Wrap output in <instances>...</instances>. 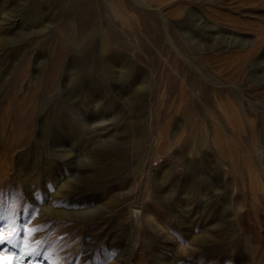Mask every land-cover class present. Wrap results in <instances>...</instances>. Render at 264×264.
Returning a JSON list of instances; mask_svg holds the SVG:
<instances>
[{"label":"rangeland","instance_id":"obj_1","mask_svg":"<svg viewBox=\"0 0 264 264\" xmlns=\"http://www.w3.org/2000/svg\"><path fill=\"white\" fill-rule=\"evenodd\" d=\"M88 1L0 0V264H264V0Z\"/></svg>","mask_w":264,"mask_h":264},{"label":"bare ground","instance_id":"obj_2","mask_svg":"<svg viewBox=\"0 0 264 264\" xmlns=\"http://www.w3.org/2000/svg\"><path fill=\"white\" fill-rule=\"evenodd\" d=\"M83 1H85V0H83ZM88 1V0H87ZM92 1V0H91ZM94 1V0H93ZM135 1V4L136 3H138V4H140L141 6H144V7H148V8H150L149 7V3L147 4L145 1H143V0H134ZM88 2H90V1H88ZM134 3V2H133ZM89 5H91L90 3H88ZM78 5H80V4H78ZM85 7L87 6V2H85ZM92 5H94V4H92ZM82 6V5H81ZM80 7V6H79ZM91 7V6H90ZM77 8L78 7H76L75 8V10L77 11ZM79 10H80V8H78ZM84 9V8H83ZM95 10H97V9H95ZM83 12V15L84 16H86V15H89V12L88 11H82ZM96 12V11H95ZM78 13H80V15H81V12H78ZM92 14H93V12H91ZM97 13V12H96ZM95 13V14H96ZM76 14H77V12H76ZM94 15V14H93ZM97 15V14H96ZM83 16V20H85V19H88V18H85ZM90 16V15H89ZM81 17H82V15H81ZM81 17H79V18H81ZM88 17V16H87ZM82 19V18H81ZM80 19V21H77V23L78 22H80V23H78L79 24V29H78V34L73 38L74 40H72V45H75V44H77L78 42H83L84 44H90V43H92V37H91V35H89V32H88V30L90 31L91 30V28H89L88 29V24L86 25L85 23L87 22H84V21H82ZM77 20V19H76ZM207 24V23H206ZM65 25V24H64ZM60 26H63V23L61 24L60 23ZM63 27H65V26H63ZM88 29V30H87ZM87 30V31H86ZM109 33H110V29H109ZM111 36V35H110ZM67 37V36H66ZM67 39V38H66ZM65 39V40H66ZM71 39V38H70ZM112 40V39H111ZM67 42H68V39H67ZM69 43V42H68ZM229 44V43H228ZM249 48L247 49V50H245V51H242L241 53H238L239 54V56L241 57V60H240V62L241 63H245V62H247L249 59H250V57L253 55V53L255 52V50L258 48V44H257V42H251V43H249ZM67 46H68V44H67ZM71 46V45H70ZM212 47V49H214L215 48V46L214 45H212L211 46ZM240 52V51H239ZM182 55V54H181ZM240 57H238V58H240ZM185 58V57H184ZM262 60V59H261ZM184 63L185 64H189V62L186 60V59H184ZM261 63H262V61H261ZM191 67V66H190ZM194 67V66H193ZM197 68H198V66H197ZM188 69H189V66H188ZM199 69V68H198ZM200 71V70H199ZM201 73V72H200ZM203 76V75H202ZM205 79V78H204ZM242 103H240V105H241ZM57 124V123H56ZM60 125V124H59ZM264 125H263V128L260 130V133H262L264 130ZM57 140V139H56ZM99 146V145H98ZM102 148V147H101ZM98 149V148H97ZM105 149V148H104ZM256 153H258V152H256ZM98 163V162H97ZM95 182V181H94ZM98 182V181H97ZM100 182V181H99ZM134 211H137L136 209L134 210L133 209V211L132 212H134ZM135 213V212H134ZM31 247V246H30ZM33 248H30V250H32ZM130 263V262H129Z\"/></svg>","mask_w":264,"mask_h":264},{"label":"snow or ice","instance_id":"obj_3","mask_svg":"<svg viewBox=\"0 0 264 264\" xmlns=\"http://www.w3.org/2000/svg\"><path fill=\"white\" fill-rule=\"evenodd\" d=\"M4 241H5V238L2 235H0V243H3ZM7 242L10 243V244L13 243V241L11 239H8ZM26 255H40V253H38V252H31V253H26Z\"/></svg>","mask_w":264,"mask_h":264}]
</instances>
